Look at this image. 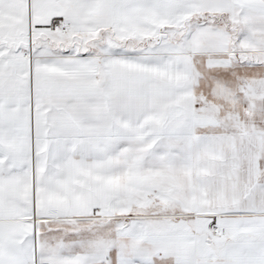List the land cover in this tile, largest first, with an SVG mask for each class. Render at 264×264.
I'll return each mask as SVG.
<instances>
[{"label":"crops","instance_id":"1","mask_svg":"<svg viewBox=\"0 0 264 264\" xmlns=\"http://www.w3.org/2000/svg\"><path fill=\"white\" fill-rule=\"evenodd\" d=\"M88 20L189 49L37 44ZM0 264H264V0H0Z\"/></svg>","mask_w":264,"mask_h":264},{"label":"rangeland","instance_id":"2","mask_svg":"<svg viewBox=\"0 0 264 264\" xmlns=\"http://www.w3.org/2000/svg\"><path fill=\"white\" fill-rule=\"evenodd\" d=\"M211 15L205 14L203 16H200L201 19L209 20L213 22L214 19H209ZM89 21V20H88ZM91 20L87 22V24H83L84 22H78L73 24L71 27H68L65 31H53V33L45 34L43 35L37 44L45 45L46 48H52L55 49L58 52H68V53H82V54H88L91 51H99L104 53H133V52H139L142 51V49L147 45H145V41L149 40L148 48H155L158 47L159 49L165 48V47H171L173 50L177 51H187L189 49V45L187 43L182 42L181 40L178 41L176 45H172V41L174 39H177L178 33L175 32V30L168 29L166 32H161L162 30L159 29V24L156 25H148L147 23L145 25H130L129 23L122 22V21H116L112 24H108L106 26H99L98 30L95 32L91 31ZM83 24V25H82ZM207 27V26H206ZM206 27H200V32L197 35H194L197 40V38L202 37L204 35V38L208 35L205 34V30H209V28ZM217 29V28H215ZM30 30H34V27H31ZM104 31V32H102ZM193 31V30H192ZM192 34V32H190ZM165 35L167 39H162L160 42V45L157 46L156 43H154L152 40L156 39L158 36ZM202 35V36H201ZM192 36V35H191ZM34 42V35L30 37H26L24 39V44L26 45V48L28 45H33ZM169 43V44H168ZM159 44V43H158ZM197 44V43H196ZM195 44V46H196ZM217 42H202L199 46H201V51H206L207 49H219L217 46ZM198 45V44H197ZM30 48V47H29ZM29 53V51H28ZM153 210V209H151ZM155 211V210H154ZM170 209H166L163 207L162 209L158 208L156 209V213L159 215H166L168 214ZM159 222L150 223L152 228H160V230H166V228L170 229V232L177 231L181 228L179 225H176L172 222L171 218H160L156 219ZM107 220L103 219H97L95 222H90L87 220L81 221L83 225V231L86 229H89L91 227L90 223H93L95 225L98 223V226L105 225ZM117 223L113 224L114 226H123L124 220L123 219H116L115 222ZM133 223V229L131 231L134 235H140L142 233L140 231V228L144 226V220H138L134 219L132 220ZM67 225V224H66ZM107 225H112V223H107ZM39 229H41L40 226H38ZM53 230H61V227H54L52 226ZM59 228V229H58ZM66 229V228H65ZM64 230V229H62ZM66 234H73L74 232L72 230L66 229ZM40 231L36 230V238L41 239V236H39ZM54 236H59V233L53 234Z\"/></svg>","mask_w":264,"mask_h":264},{"label":"built area","instance_id":"3","mask_svg":"<svg viewBox=\"0 0 264 264\" xmlns=\"http://www.w3.org/2000/svg\"><path fill=\"white\" fill-rule=\"evenodd\" d=\"M68 28V24L63 21H57L52 25L54 31H65ZM24 58H29L27 54H23Z\"/></svg>","mask_w":264,"mask_h":264},{"label":"water","instance_id":"4","mask_svg":"<svg viewBox=\"0 0 264 264\" xmlns=\"http://www.w3.org/2000/svg\"><path fill=\"white\" fill-rule=\"evenodd\" d=\"M166 38L165 35L158 36L156 39H153L152 41L156 44H158L162 39Z\"/></svg>","mask_w":264,"mask_h":264},{"label":"trees","instance_id":"5","mask_svg":"<svg viewBox=\"0 0 264 264\" xmlns=\"http://www.w3.org/2000/svg\"><path fill=\"white\" fill-rule=\"evenodd\" d=\"M55 22H56V21H55ZM53 24H54V23H53ZM147 42H148V40H147V41H145V43H144V44L146 45V43H147Z\"/></svg>","mask_w":264,"mask_h":264}]
</instances>
